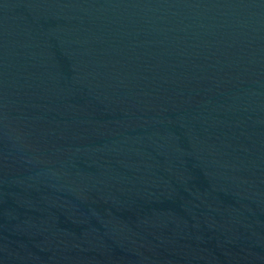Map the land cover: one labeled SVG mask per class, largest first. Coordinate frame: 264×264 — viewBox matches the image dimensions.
<instances>
[{"label": "water", "instance_id": "water-1", "mask_svg": "<svg viewBox=\"0 0 264 264\" xmlns=\"http://www.w3.org/2000/svg\"><path fill=\"white\" fill-rule=\"evenodd\" d=\"M0 264H264V0H0Z\"/></svg>", "mask_w": 264, "mask_h": 264}]
</instances>
